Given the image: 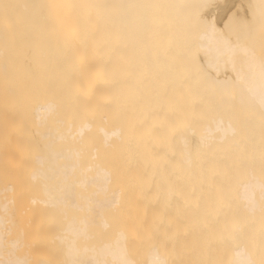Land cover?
Returning a JSON list of instances; mask_svg holds the SVG:
<instances>
[{"label":"bare ground","instance_id":"bare-ground-1","mask_svg":"<svg viewBox=\"0 0 264 264\" xmlns=\"http://www.w3.org/2000/svg\"><path fill=\"white\" fill-rule=\"evenodd\" d=\"M0 264H264V0H0Z\"/></svg>","mask_w":264,"mask_h":264}]
</instances>
